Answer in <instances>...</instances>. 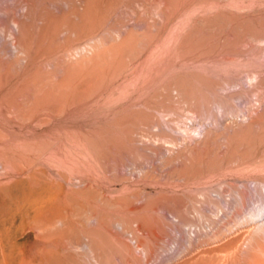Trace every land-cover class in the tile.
<instances>
[{"label": "bare ground", "instance_id": "obj_1", "mask_svg": "<svg viewBox=\"0 0 264 264\" xmlns=\"http://www.w3.org/2000/svg\"><path fill=\"white\" fill-rule=\"evenodd\" d=\"M148 1L163 18L162 29L157 30L159 37L163 36L161 41L165 40L160 43L158 37L153 38L152 48L147 46L152 57H166L164 66L156 73L147 69L146 77L142 70L145 81L137 88L120 92L109 105L97 108L101 120L109 121V128H91L88 138L73 133L63 141L56 139V149L46 152L13 139L11 133L32 127L35 138L40 139L51 124L61 118L75 119V114L90 108L74 97L91 89L76 66H96L101 61L97 62L98 58L104 60L106 54L102 55L98 43L93 45L90 38L99 30V16L124 0H43L42 6L38 0H0V264H264V55L249 48L221 60L246 68L225 82L212 83L222 98L214 109L202 110L189 99L186 80L173 77L204 59L190 56L207 45V41L195 39L199 31H205L199 30V22L209 24L228 16L232 23L239 17L234 9L227 11L220 0L196 5L191 1L181 4L183 0ZM227 1L234 6L242 2L236 7L239 10L248 7L245 0ZM136 2L146 7L144 2ZM73 36L74 41L90 40L73 44ZM117 40L105 50L109 58L132 47L129 35L120 32ZM254 40L260 45L264 37ZM58 53L79 63L64 66L62 77L55 82L50 80L57 79L54 72L46 77L45 71L35 66ZM153 59L152 67L162 62ZM17 63L22 64L21 71L13 73ZM164 80H168L167 94L183 103L181 116H169L175 110L161 109L167 117L164 115L158 131L128 134L131 123L142 115L140 109L127 112L137 106L156 107L151 99L158 97L157 85ZM228 116L233 125L245 128L228 133L221 161L207 160L201 143L211 138L208 128L223 124ZM191 121H197L196 129L189 126ZM112 131H124L126 138L112 137ZM106 144L109 154L103 149ZM126 144L132 146L130 152L136 159L127 172L135 177L134 183L111 173L115 170L110 168L111 152L114 148L127 152L129 148L122 149ZM243 146L245 149L239 150ZM145 152L151 156L162 153L163 176L156 166L144 163ZM258 169L261 172H256ZM108 171L109 180L120 181L123 192L102 198L103 204L96 205L97 180ZM240 171L256 172L252 175L256 184H247L249 176L239 177ZM217 179L220 183L211 186ZM233 179L240 185L232 186L235 196L229 205L224 196ZM142 180L152 185V190L130 192ZM209 199L221 203L217 210L210 208ZM209 208L210 215L206 212ZM225 209L231 218L222 223L219 215ZM159 214L176 226V241L170 248L159 243L165 240L155 227ZM181 238L187 239V249L179 250Z\"/></svg>", "mask_w": 264, "mask_h": 264}, {"label": "rangeland", "instance_id": "obj_2", "mask_svg": "<svg viewBox=\"0 0 264 264\" xmlns=\"http://www.w3.org/2000/svg\"><path fill=\"white\" fill-rule=\"evenodd\" d=\"M42 1L43 0H40V1L38 0V2L40 3L39 4L40 6L43 5ZM62 1L63 0H58V2L60 3ZM129 1L130 0H124V2H122L121 4L116 5L115 7H112L111 9L105 11L99 16L98 21H97V23H99V27H98L99 30L94 32L93 35L95 37L93 35L91 36V38L88 37L91 40L86 37L87 39L82 38V40L80 39L78 41L76 39L74 41V38H76V36L71 37L73 38V41H72L73 44L83 42V40H90L93 45L98 43L97 45L98 47H100L98 48V51L100 50L101 53L103 51L102 55L106 54V56L104 55V60L103 58L97 59V62H99L100 60L101 61H100V64H97L96 66H92V64L90 63L83 64L81 66H79L78 64V66H76V67H79L78 71H81V73L82 72L84 73L82 81H84V84L87 87H91V89L86 94H83V93H81L80 95L76 94L74 95V97L76 99L77 98L81 99V101L85 103L87 107H90V108H86L85 111L79 116L75 114V119L67 120V118L66 119L61 118V120L55 122L56 124H51L50 126H48V129L44 132V135L43 136L40 135L41 136L40 139L35 138L34 133H33L34 131H31L32 127L27 128L26 130H23V131L14 129L15 132L11 133V137H13V139L20 140L26 146L27 145L32 146V148L34 149H41L42 151L45 150L47 152V151L56 149L57 146L54 144V141L56 139L63 141L65 137H67V135L69 136L70 134L72 135L73 133H75V136L80 135L82 137L88 138L90 137V134L87 132L91 128H95L96 130H101L102 128H109V121L104 120V119L101 120L100 118L101 112L97 111V108L103 105L105 107L109 105V101L119 97L120 92L123 93L127 89L132 90L134 88H137L138 86L137 84L139 82L145 81V80L142 81V76L145 75L146 77L148 75V72H146L147 69H149V71L153 73H156L158 70H160L161 67L164 66V63L166 62V57L163 60L161 59L164 57L162 58L159 57L162 62H160L158 66L152 67V62H151L152 58H154L155 60L153 59V61H156V62L159 59L158 57H154V56L152 57L151 40H153V38L154 40H156L155 38L157 37L159 38L158 42L160 43H163L165 40L164 39L161 41L163 36L159 37V34L161 33H159L160 31L158 32L159 29H162L161 26H163L162 25L163 18L161 17L160 19L159 16L155 14L156 7H154V5L151 4L148 0H143V1L139 0L141 2H144L146 4V7H140L138 3L136 2L137 0H134L136 3H129ZM188 1H191V3H194L196 5L197 4L196 2H200L204 0H183L181 4L188 2ZM219 2L225 5L227 11H231V10L233 11L234 9L235 13L239 17L238 19L239 22L238 20H236L231 23L230 20H228L229 19L228 16L226 17L222 16L220 18H215L213 22H210L209 24H206L204 22H199V30L204 29L205 31L201 30V33L199 31L195 39L199 38L197 40L207 41L206 42L207 47L206 46L202 47L200 51H198V53H192L190 56L196 59L204 58L205 60L203 59L202 61L197 63L198 66L195 65V66L190 67L185 73L183 74L180 73V75L176 74L173 77V79H179L180 77L179 78L177 77L182 76L180 78L181 81L186 80L185 84H186L187 90H189L188 91L190 95L189 99L192 98V101L198 106H200L202 110H205L206 108L214 109L217 99L222 98L221 94L217 91V89H213L211 87L212 83H214L215 81L225 82V78H232V77H235L236 75L238 76L241 74L243 69L246 68L245 65L243 64L232 65V64L223 62L221 60H224V58L232 54L237 55L240 52H242V50H247L249 48L254 49L253 51L258 49V51L264 55V42L259 45L254 40L256 37H264V0H245V4L248 7L243 10H239L238 9L239 7L236 8L237 6L243 5L242 2L237 1L236 3L237 6L232 5V2H228L227 0H220ZM155 15L158 17V20L156 24L154 25L155 20L157 19ZM240 17L241 18L243 17V20H240ZM149 22H151V24ZM148 25L150 26L148 27ZM157 27H158V30H157ZM147 30H150V31L146 32ZM175 31L176 29H174V32ZM114 32L115 33L117 32V33L115 34ZM120 32L125 35L131 36V39H133V41L131 40V45L133 49L131 50L132 47H130L129 48L130 50L125 49L116 57L109 58V51L105 52V50L107 49L109 50V46H113L117 44L116 42H118V40L116 41V39L118 37V33ZM144 34H145V37H144ZM100 36H102L103 38H100ZM95 38H100V39H95ZM61 40L64 41L63 36ZM63 41H59V43ZM134 41L135 43L137 42L138 44L137 43L135 44ZM100 43L103 46H100ZM148 44L151 45V46L149 45L151 48L147 46ZM105 46L108 48H106ZM252 49H250L249 51L250 53L253 52ZM209 50L211 51L209 52ZM207 51L208 53L206 54ZM170 56L173 57L174 52ZM91 57L92 56L90 55L87 58H91ZM213 57L218 61H214L212 59ZM109 59L111 60L109 61ZM66 60H67V63H66ZM73 61L74 60L69 59V57H67L65 53H62V54L58 53L46 60L44 59L43 61H41V63L40 62L37 63L35 67L41 68L43 72L45 71L44 72L45 76L48 73L50 74H48L47 76H51V72H54L53 75H55L57 79L54 76L53 78L55 79H50V80L51 81L54 80L55 82H57V80H59V78L62 77V74L64 73L63 68L65 69L66 65H69V64L77 65V63H79V62H75V61L73 62ZM18 64L19 63H17L14 66V68L16 67L17 70L16 68L15 69L13 68L14 69L12 70L13 73L21 71L22 64H19V65ZM206 65L210 67L213 66V67L206 68ZM54 69H56V71ZM142 70H144V74L142 73ZM57 72L58 74H55ZM140 73H142L143 75L141 76ZM183 76H185L186 78H184ZM199 79H202L204 83L200 82ZM244 79L246 80V77ZM51 81H50V84L55 83L54 81H53L54 83H52ZM167 83H168V80H164L160 84L157 85V94L159 95L157 98L153 100L151 99V101H154L153 104H155L156 107L146 108L145 106H142V107L137 106V107H134V109L132 108L131 111L127 112V113L129 112L132 113L133 110H136V112H138L140 109L139 113L141 112L140 115H142L141 119H137L136 121L131 123L132 130L128 132V134L130 133L131 135L132 131H141V132L148 133V134H152L158 131L159 127L163 126L162 124L166 116V113L164 111L161 112V109L162 110L163 109L164 110L173 109L175 110V113L169 116H172V117L181 116V112L183 111L182 109L183 103L175 102L173 98L167 94L168 92V89L166 87L168 86ZM81 85H83L82 82L80 86ZM145 97L146 98L149 97V94H147ZM105 102H108V104H105ZM239 102H242V100H239ZM182 119L186 120L185 117H182ZM91 121H93V123H91ZM223 121H224L223 124H220L217 127L208 128L209 137L211 138L210 139L208 138V140H206L204 143L203 142L201 143V146L204 149L203 154L206 155L205 158L207 160L221 161L223 159V156L226 154V148H227L226 143L228 141L227 139L228 133L231 134L233 133V130L245 128L244 125H238V126L233 125L232 120L229 119V116L226 117L225 120ZM158 125H161V126H158ZM189 126H191L193 129H196L198 127L197 121L196 123L195 121H191ZM110 133H111L110 136L112 137L113 136H117V137L124 136V138H126L125 137L126 134L124 131L122 132L112 131ZM216 135L218 136L216 137V139H214L213 137ZM106 146L104 145V147L103 146L102 147L103 149L105 148L104 150L107 151L109 154V144L108 145L106 144ZM127 148H129V150ZM131 148L132 146L129 144L128 145L126 144L125 148L124 147L122 148L125 150L127 149V152L126 151L121 152V148L120 150L119 148H117V150L114 148L113 151L111 152V158H110L111 167L110 168L115 169V170H112L111 172L112 174H115L117 176L118 175L125 176L127 177L128 181H130L131 183H134L135 177H132L131 174L129 175L127 173L130 170L128 165L134 163V161L136 160L132 156L131 154L132 152H130ZM244 149L245 147L243 146V147H240L239 150H244ZM161 154L162 153L156 156L152 155V156H155L154 159H152L151 154L148 152H145L143 156L144 157L143 161H145L144 163L151 164V165L153 164V166H156L157 167L156 169L158 173L160 174L164 170V167H162V164H161V158H160V156H162ZM256 172H261V170L258 169V171L256 170ZM256 172L252 171L250 173H247V172L244 173L243 171H240L238 172L237 175L239 177H241V175L243 174H245V177L249 176L248 177L249 180H247V184L254 186L256 182L253 180L254 178L252 175H255ZM163 180L164 179H162V181ZM145 181L146 180L138 181L137 183L138 185L134 186L130 190V192H140L141 191L145 193L143 190L151 191L153 188L152 185H150L147 181L146 182ZM220 181H221L220 179L215 180V182H213L211 186L213 187L216 186L217 183H220ZM97 183H98V186L96 189L97 192H95L96 205H99L98 202L102 203L101 201L102 198L109 199V195L114 196V195L120 194L121 191L123 192L122 190L123 186L120 183V181L111 182L109 180V171L107 172V175L103 176L102 178H98ZM238 183L239 182L238 181L236 182V179L235 180L233 179L229 181L227 184L228 191L225 192L224 197L229 205L233 203L234 196H235V191L232 186L234 187L238 186L236 185ZM229 184H232V185H229ZM251 194L252 193H249L250 196ZM209 201H210V205H212V207L210 208L214 207L213 208L214 210H217V207L221 205L220 202H217V204L215 202H212V199H209ZM252 204L253 202H248L249 206H251ZM210 208L207 209L206 211L208 215H210L212 212ZM224 215L225 216L228 215V216L224 217ZM219 217L222 218L223 220L222 223L227 222L228 219L231 218L229 210L225 209L222 212H220ZM157 221L158 223L155 225V227L157 228L158 233L162 235L163 239H165V240L159 241V243H161L162 245H166L167 248H170L171 246L174 245L176 241L175 239L176 238L175 237L176 226L173 223H171V221H169L162 214L157 215ZM178 241H179V244H178L179 250L188 248L187 239L181 238Z\"/></svg>", "mask_w": 264, "mask_h": 264}]
</instances>
